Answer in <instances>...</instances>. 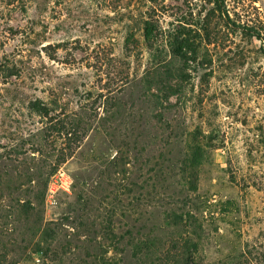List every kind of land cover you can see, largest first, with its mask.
Instances as JSON below:
<instances>
[{
    "label": "rangeland",
    "instance_id": "obj_1",
    "mask_svg": "<svg viewBox=\"0 0 264 264\" xmlns=\"http://www.w3.org/2000/svg\"><path fill=\"white\" fill-rule=\"evenodd\" d=\"M223 1L0 0V264H264V0Z\"/></svg>",
    "mask_w": 264,
    "mask_h": 264
},
{
    "label": "trees",
    "instance_id": "obj_2",
    "mask_svg": "<svg viewBox=\"0 0 264 264\" xmlns=\"http://www.w3.org/2000/svg\"><path fill=\"white\" fill-rule=\"evenodd\" d=\"M149 2L151 4H157L159 3V0H149ZM207 3L209 6H213L212 8H210L209 13L206 16L207 21L210 23L212 22V19L214 17H216L215 15L218 13L220 20H222L225 25L228 27V25L226 24V20L229 22V17L227 15V12L225 11V4L223 0H207ZM225 17V18H224ZM152 24L150 23L149 20H145L144 24H143V32H144V39L146 41L147 44H149L150 42H152L153 40V28L151 26ZM253 36L257 37L259 40H263L262 37L260 36V33L258 31H254L252 32ZM181 43L184 42V39L181 38H176V41H180ZM38 109L37 112H39L41 115L44 116H49L50 110L47 109L46 107H36ZM185 245L187 247V243L185 242ZM187 249L189 250V248L187 247ZM176 258H181V257H169L166 258L164 262H162V264H194V259H193V254L190 252L188 254V256L184 259H180L178 261H175Z\"/></svg>",
    "mask_w": 264,
    "mask_h": 264
},
{
    "label": "built area",
    "instance_id": "obj_3",
    "mask_svg": "<svg viewBox=\"0 0 264 264\" xmlns=\"http://www.w3.org/2000/svg\"><path fill=\"white\" fill-rule=\"evenodd\" d=\"M73 189V179L70 173L64 168L55 173L49 182L47 200L56 201L61 194H70Z\"/></svg>",
    "mask_w": 264,
    "mask_h": 264
}]
</instances>
